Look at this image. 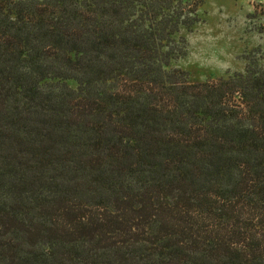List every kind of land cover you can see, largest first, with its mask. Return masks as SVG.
Masks as SVG:
<instances>
[{
  "label": "trees",
  "instance_id": "obj_1",
  "mask_svg": "<svg viewBox=\"0 0 264 264\" xmlns=\"http://www.w3.org/2000/svg\"><path fill=\"white\" fill-rule=\"evenodd\" d=\"M198 0H0V264H264V66L172 67Z\"/></svg>",
  "mask_w": 264,
  "mask_h": 264
},
{
  "label": "rangeland",
  "instance_id": "obj_2",
  "mask_svg": "<svg viewBox=\"0 0 264 264\" xmlns=\"http://www.w3.org/2000/svg\"><path fill=\"white\" fill-rule=\"evenodd\" d=\"M201 22L181 35L187 54L172 67L205 83L244 73L250 60L264 66V0H198Z\"/></svg>",
  "mask_w": 264,
  "mask_h": 264
}]
</instances>
